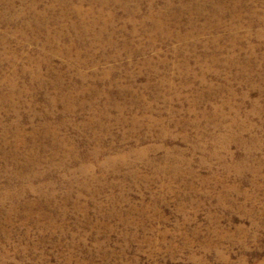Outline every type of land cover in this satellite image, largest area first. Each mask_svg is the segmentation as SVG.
Instances as JSON below:
<instances>
[{
    "label": "rangeland",
    "instance_id": "374dc122",
    "mask_svg": "<svg viewBox=\"0 0 264 264\" xmlns=\"http://www.w3.org/2000/svg\"><path fill=\"white\" fill-rule=\"evenodd\" d=\"M93 6L0 0V264H264V0Z\"/></svg>",
    "mask_w": 264,
    "mask_h": 264
},
{
    "label": "bare ground",
    "instance_id": "6f19581e",
    "mask_svg": "<svg viewBox=\"0 0 264 264\" xmlns=\"http://www.w3.org/2000/svg\"><path fill=\"white\" fill-rule=\"evenodd\" d=\"M90 3L92 4V5H94V6H96L97 8L96 9H98V11H97V16L95 17H92V20H94L93 22L94 23H96V24H98L99 26V29H98V32H96V34H95V36H99V33H101L102 31V29L104 28V27H102V24H103V22H106L105 20H104V18H102V13H103V10H102V7L103 6H105V5H109V4H113V3H118V0H90ZM93 6V7H94ZM148 6L150 7V6H152L151 4H148ZM95 9V10H96ZM149 9V8H148ZM150 9H152V8H150ZM134 10L136 11V7H134ZM74 11L75 12H78V16L80 15V19H82V20H86V18L87 17H89V14H93L94 13V10L93 11H90V10H87L86 12H83V13H79V8L78 7H74ZM150 14H152V13H150ZM94 15V14H93ZM110 15V14H109ZM149 15V14H148ZM20 16V15H19ZM92 16V15H91ZM149 19V18H148ZM103 21V22H102ZM158 21V20H157ZM108 22H109V20H108ZM107 22V23H108ZM158 23V22H157ZM156 23V24H157ZM160 24V23H159ZM85 25V24H84ZM106 26V25H105ZM158 26V25H157ZM75 27V26H74ZM84 27V26H83ZM80 29V28H79ZM84 29V32H86V31H89L90 30V28H89V30H88V28H87V26L85 27V28H83ZM82 29V30H83ZM78 30V29H77ZM76 30V31H77ZM82 30H81V32H82ZM153 30H154V27H153ZM101 31V32H100ZM105 31V30H104ZM156 31V30H155ZM80 32V31H79ZM83 32V33H84ZM87 33V32H86ZM91 33V32H90ZM47 34V33H46ZM157 34V33H156ZM49 36V35H48ZM48 38V37H47ZM81 38V37H80ZM55 39V38H54ZM48 40V39H47ZM52 41H53V39H52ZM53 44V43H52ZM49 45V44H48ZM51 45V44H50ZM68 47V46H67ZM71 47V46H70ZM132 51V50H131ZM57 52V51H56ZM54 53V52H53ZM3 58V57H2ZM9 59V58H8ZM10 60V59H9ZM35 60V59H34ZM230 60V59H229ZM41 61V60H40ZM31 62L32 63H34L32 60H31ZM37 62H38V60H37ZM14 65V64H13ZM38 66H40V65H38ZM25 68V67H24ZM36 69V68H35ZM34 71V70H33ZM13 73V72H12ZM15 76V75H14ZM13 79V78H12ZM3 80V79H2ZM8 80H10V79H8ZM11 81V80H10ZM11 85H13V81H11V83H10ZM5 86H6V84H5ZM9 95V93H6L5 94V97L6 96H8ZM61 96V95H60ZM4 98V97H3ZM57 99V98H56ZM60 99H61V97H60ZM51 100H54V99H51ZM53 102V101H52ZM53 105H55V104H53ZM51 107V106H50ZM53 108V107H52ZM105 110V109H104ZM49 111V110H48ZM44 114H45V112H44ZM16 128V127H15ZM31 132V131H30ZM48 133V132H47ZM99 153V152H98ZM141 155V154H140ZM111 160V159H110ZM32 164V163H31ZM58 166H59V164H58ZM238 166V165H237ZM240 166V165H239ZM238 169V168H237ZM88 170H89V168H88ZM37 174H34V173H32V175L31 176H36ZM13 181H14V179H13ZM26 188H29L28 186L26 187ZM19 191H18V193L20 192H24V188L22 187V188H19L18 189Z\"/></svg>",
    "mask_w": 264,
    "mask_h": 264
}]
</instances>
